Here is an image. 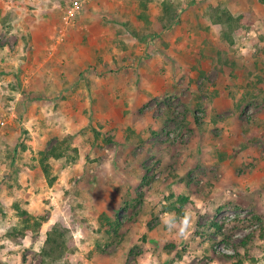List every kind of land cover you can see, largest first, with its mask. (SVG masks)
Masks as SVG:
<instances>
[{
  "label": "rangeland",
  "instance_id": "rangeland-1",
  "mask_svg": "<svg viewBox=\"0 0 264 264\" xmlns=\"http://www.w3.org/2000/svg\"><path fill=\"white\" fill-rule=\"evenodd\" d=\"M71 1L0 0V60L4 50L14 59L30 15L41 23L50 12L62 39L61 28L85 13L112 11L123 69L134 70L133 87L147 95L128 110L137 119L116 136L106 128L111 123L99 125L87 111L82 142L67 133L28 145L27 129L13 143L0 134V264H47L41 249L56 224L66 229V251L53 264H99L103 257L114 264H264V0H84L66 24ZM6 2L17 9L5 10ZM250 10L251 23L236 20ZM190 16L197 21L185 31ZM20 63H0L4 111L24 98ZM141 66L150 71L146 78L137 73ZM9 122L0 127L9 132ZM64 138L77 151L47 161L50 182L38 151ZM170 215L172 227L164 223ZM26 225L28 235L13 231Z\"/></svg>",
  "mask_w": 264,
  "mask_h": 264
},
{
  "label": "crops",
  "instance_id": "crops-1",
  "mask_svg": "<svg viewBox=\"0 0 264 264\" xmlns=\"http://www.w3.org/2000/svg\"><path fill=\"white\" fill-rule=\"evenodd\" d=\"M113 2L118 4L119 0ZM5 4V10L9 6L14 9L18 7L8 5V2ZM15 13L14 20H17V25L19 22L24 26L23 16ZM89 13L77 20L78 24L74 27L72 25L61 28L62 39L57 37L60 25L54 24V17L50 12H43L41 17L44 22L41 23L37 22L40 16L30 15V24L23 30L25 42L22 41V46H16L14 59H6L9 51L4 50L5 57L0 63L6 68L10 63L16 65L21 62L19 66L24 69L26 82L24 98L16 101L17 114L15 111V115L11 116L0 107L1 123L10 121V126L12 125L9 132L7 126L0 127L6 129L0 131L1 137L6 135L12 140H8V143H13L23 129H27V134L30 135V139L25 140L28 145L44 146L52 134L67 133L75 134L80 138L78 141L82 142L80 134L84 137L89 123L86 111L99 125L111 123L106 128L112 129L115 136V131L121 129L119 131L122 134L129 128L130 123L137 119L136 116L129 117L128 110L134 111L135 104L140 103L141 98L145 99L147 94H140V91L133 87L137 76L134 70L129 72L126 68L125 71L123 69L125 64L122 61V51L118 47V41L114 39L117 31L111 23L112 11L97 10L95 15L98 18L91 16L93 12ZM118 15L119 13H115V16ZM190 17L192 19L189 20L185 31H191L195 26L193 22L197 21L195 16ZM20 51L22 53L19 57ZM239 65H247L246 60L240 59ZM89 66H95L97 73L90 72ZM88 67L90 71H87ZM143 67L137 69L140 78H146L150 74L149 70H142ZM152 80H156L153 74ZM141 84L145 88L150 83L143 81ZM158 85L157 82L151 83L152 87L158 88ZM162 86L166 87L165 84ZM136 99L140 100L136 102ZM125 111L127 115L124 119L121 116ZM17 118L20 121L14 120ZM92 124L95 126V123ZM101 259L103 261L99 264H114L107 257Z\"/></svg>",
  "mask_w": 264,
  "mask_h": 264
},
{
  "label": "trees",
  "instance_id": "trees-1",
  "mask_svg": "<svg viewBox=\"0 0 264 264\" xmlns=\"http://www.w3.org/2000/svg\"><path fill=\"white\" fill-rule=\"evenodd\" d=\"M150 0H142V4L146 5V3ZM166 11H169V7H166ZM246 18L247 23H251L254 20V12L252 10L241 13L239 16H237L236 20H242L243 18ZM230 18H232L230 16ZM68 140V137L66 138ZM66 139L64 138L61 141L56 142L53 144L50 148L46 150H40L38 151V156H39V162L42 167L43 173L48 176V179L50 182H52L55 178V176H52L50 174V167L48 164V160L50 158H62L67 156H72L73 154L76 153V148L71 147V145L66 144ZM188 199L186 197L181 198V202L186 201ZM21 215L25 217L26 220L29 219L30 215L26 210H20ZM210 226L217 228L218 230L221 228V225L218 224L217 222H210ZM15 233L19 234L20 236H25L30 233L28 229V225L22 227V228H14ZM65 232L66 229L59 225H53L46 234V239L44 242V245L41 249V256L44 262L47 264H53L57 260H59L65 253L66 251V246H65ZM9 235H12L9 233ZM229 256L228 253H222V256Z\"/></svg>",
  "mask_w": 264,
  "mask_h": 264
},
{
  "label": "built area",
  "instance_id": "built-area-1",
  "mask_svg": "<svg viewBox=\"0 0 264 264\" xmlns=\"http://www.w3.org/2000/svg\"><path fill=\"white\" fill-rule=\"evenodd\" d=\"M83 2L84 0H73L68 5H66L64 12L62 14V21L66 24H72L76 20L77 14ZM15 100H11V102L7 106L8 111H5L7 114H10L11 116L15 115V110H16Z\"/></svg>",
  "mask_w": 264,
  "mask_h": 264
},
{
  "label": "clouds",
  "instance_id": "clouds-1",
  "mask_svg": "<svg viewBox=\"0 0 264 264\" xmlns=\"http://www.w3.org/2000/svg\"><path fill=\"white\" fill-rule=\"evenodd\" d=\"M164 223H165V225L172 227L173 224L175 223V216L170 215L167 219H165ZM181 225H182V227H181V232H182L183 229L185 227H187V221L186 220L181 221Z\"/></svg>",
  "mask_w": 264,
  "mask_h": 264
}]
</instances>
